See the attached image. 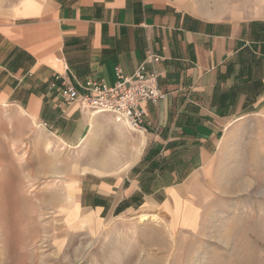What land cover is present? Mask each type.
Segmentation results:
<instances>
[{
    "label": "crops",
    "instance_id": "obj_1",
    "mask_svg": "<svg viewBox=\"0 0 264 264\" xmlns=\"http://www.w3.org/2000/svg\"><path fill=\"white\" fill-rule=\"evenodd\" d=\"M148 54L162 58L154 67L166 95L141 104V150L128 168L82 175L80 204L89 214L80 222L88 226L149 212L210 163L236 121L264 113V12L209 18L190 0H16L0 14V103L72 144L106 117L65 103L63 81L112 84L116 67L131 74ZM62 210L69 221L78 205ZM137 227L145 252L168 242L163 229L189 228L181 221Z\"/></svg>",
    "mask_w": 264,
    "mask_h": 264
},
{
    "label": "rangeland",
    "instance_id": "obj_2",
    "mask_svg": "<svg viewBox=\"0 0 264 264\" xmlns=\"http://www.w3.org/2000/svg\"><path fill=\"white\" fill-rule=\"evenodd\" d=\"M15 1L0 0V14ZM190 1L209 18L264 12V0ZM106 119L76 145L0 103V264H264V113L236 121L210 163L149 212L96 215L101 223L88 226L80 222L89 214L80 204L82 175L126 169L141 150L134 131ZM74 204L68 221L62 207ZM167 221L189 228L163 229L168 242L145 252L137 225Z\"/></svg>",
    "mask_w": 264,
    "mask_h": 264
},
{
    "label": "built area",
    "instance_id": "obj_3",
    "mask_svg": "<svg viewBox=\"0 0 264 264\" xmlns=\"http://www.w3.org/2000/svg\"><path fill=\"white\" fill-rule=\"evenodd\" d=\"M161 59L156 54H148L131 74H124L116 67V79L112 84L98 79L77 83L64 80L58 88L59 95L65 103L76 102L92 115L107 114L128 130L140 132L144 119L141 104L157 103L166 95L159 88V72L154 67ZM147 64L153 66L148 69Z\"/></svg>",
    "mask_w": 264,
    "mask_h": 264
},
{
    "label": "bare ground",
    "instance_id": "obj_4",
    "mask_svg": "<svg viewBox=\"0 0 264 264\" xmlns=\"http://www.w3.org/2000/svg\"><path fill=\"white\" fill-rule=\"evenodd\" d=\"M146 218V217H145Z\"/></svg>",
    "mask_w": 264,
    "mask_h": 264
}]
</instances>
